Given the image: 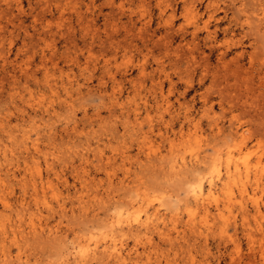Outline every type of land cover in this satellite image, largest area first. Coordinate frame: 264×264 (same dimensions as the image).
Returning a JSON list of instances; mask_svg holds the SVG:
<instances>
[{
	"label": "rangeland",
	"instance_id": "rangeland-1",
	"mask_svg": "<svg viewBox=\"0 0 264 264\" xmlns=\"http://www.w3.org/2000/svg\"><path fill=\"white\" fill-rule=\"evenodd\" d=\"M127 208L164 221L118 230L126 264H264V0H0V264H73Z\"/></svg>",
	"mask_w": 264,
	"mask_h": 264
},
{
	"label": "bare ground",
	"instance_id": "bare-ground-1",
	"mask_svg": "<svg viewBox=\"0 0 264 264\" xmlns=\"http://www.w3.org/2000/svg\"><path fill=\"white\" fill-rule=\"evenodd\" d=\"M217 150V149H216ZM215 151V150H214ZM216 152V151H215ZM5 154V153H4ZM176 156V155H175ZM181 156V155H179ZM231 157V156H230ZM203 158V157H202ZM189 159V156H188ZM173 160V159H171ZM197 160V158L195 159ZM206 160V159H205ZM211 160V161H210ZM209 161L211 162V166H208L209 171L207 172V175L205 176L204 174H202V168H200V166H198L199 163V158L196 161L195 168H197V172H195L194 174V185L191 186L190 188H188V192H190V201H193V204L196 207H200L202 208L204 213H208L210 211V204L212 202L215 203V208H217L216 210H218L217 207V195L219 191H223L224 189L227 188V178L229 177L230 174V168H229V155L228 152H223V151H217L215 156L212 157V159H210ZM200 161H204V160H200ZM244 161V160H243ZM194 162V160L192 161ZM205 162V161H204ZM171 163V161L168 163V165ZM207 163V162H206ZM200 164V163H199ZM210 165V164H209ZM224 166V171L221 174L220 172V167ZM232 165V164H231ZM237 165V164H236ZM245 165V164H244ZM173 167H180V169L184 166H187V162L185 161L184 158H181L180 161H176L174 164H172ZM235 166V165H234ZM231 167V168H235L233 169L234 171H238V166L235 167ZM248 166L245 165V170H247ZM172 169V168H171ZM175 169V168H173ZM172 169L173 172H175ZM206 169V170H208ZM179 170V169H177ZM187 170V169H186ZM196 171V170H195ZM182 172V171H181ZM191 172H193V169H191ZM233 172V171H232ZM241 172V171H240ZM31 173V172H30ZM34 173V172H32ZM180 173V172H179ZM190 172L188 171L187 174H189ZM246 175L248 172H245ZM169 174V173H168ZM35 175V174H34ZM174 175V173H173ZM177 175V174H175ZM191 175V174H189ZM216 175V178H215ZM236 175V174H235ZM242 175V174H241ZM173 177V176H172ZM235 177V176H234ZM192 178V177H191ZM232 179H230L231 181ZM189 181V180H188ZM235 181V180H234ZM220 184H219V183ZM238 182V181H237ZM34 183V182H32ZM231 186V184H230ZM36 187V186H35ZM43 187V186H42ZM244 188V187H243ZM187 190V189H186ZM228 190H231L228 188ZM242 190V189H240ZM245 190V188H244ZM37 192V190H34ZM139 191V190H138ZM226 191V190H225ZM43 192V191H42ZM232 191H230L231 193ZM34 193V192H33ZM146 193V192H145ZM150 193V192H148ZM36 194V193H35ZM144 194V193H143ZM232 194V193H231ZM224 195V194H223ZM230 195V194H229ZM226 195V196H229ZM150 196V195H149ZM185 196V195H184ZM225 196V198H226ZM232 196V195H231ZM163 197V196H162ZM221 197V196H220ZM230 197V196H229ZM146 201H148V196L146 194V196L144 197ZM186 198V196H185ZM224 198V199H225ZM132 200V198L130 199ZM143 198L139 199V201H142ZM162 201V199H161ZM160 201V202H161ZM224 201V200H223ZM227 203V200H225ZM130 202V201H129ZM158 202V201H157ZM133 203V202H132ZM137 203V202H136ZM150 203V202H149ZM148 203V204H149ZM225 203V207L228 206V204L226 205ZM165 204V203H164ZM125 205V204H124ZM146 205V204H145ZM186 205V204H184ZM136 206V205H135ZM138 206V204H137ZM140 206V205H139ZM147 206V205H146ZM161 206V205H160ZM223 206V207H224ZM187 207V206H186ZM189 207V206H188ZM135 209V208H134ZM187 210V208H185ZM196 209V208H195ZM223 209V208H221ZM227 209V208H226ZM119 210V209H118ZM121 210V209H120ZM127 210V211H126ZM125 211L123 212H119L116 215L113 214V218L109 220V230L104 233V237H102L101 241L97 240L99 236H97L98 238L96 239L95 236L93 238H95V240H92L91 237L89 238H84V237H79V239L76 241V243L74 244V246L72 247V258L74 260L75 263L73 264H83L81 261L83 259L90 258L89 254H91L92 256L95 257V255L97 254H103L106 255V257H110L112 259H114L118 264H126L125 259H126V254H129L130 252H124V248H123V242L119 237V233L118 230H122L124 227H127L129 230L135 226L136 230H144L145 233H147L149 230L151 229H157L160 230V222L164 221V218L161 217L160 213H159V208H153L152 210H148L147 208H145L143 211H141V209L139 208L135 211L134 213L131 211L130 209L127 208ZM194 210V208L192 209ZM220 210V209H219ZM212 211V210H211ZM217 212V211H216ZM220 212H222L220 210ZM226 212V211H225ZM132 213V215L130 214ZM190 219L193 218L192 213L195 214L194 212L190 211ZM218 213V212H217ZM210 214V213H209ZM224 214V213H223ZM226 214V213H225ZM205 215V214H204ZM208 215V214H207ZM216 215V214H215ZM173 216V215H172ZM219 216V215H218ZM227 216V214L225 215ZM220 217V216H219ZM188 218V217H187ZM209 218V217H208ZM221 218H223V215H221ZM221 218H219L221 220ZM225 218V217H224ZM20 219V217H19ZM171 220V219H170ZM20 221V220H19ZM33 221V220H32ZM189 221V219L187 220ZM200 221V220H199ZM203 221V220H202ZM201 221V222H202ZM205 221V220H204ZM198 222V223H201ZM206 222V221H205ZM192 223H193V219H192ZM204 223V222H203ZM33 223L30 221V225H32ZM165 224V223H164ZM202 224V223H201ZM206 224V223H205ZM205 224H202L204 226H206ZM200 225V224H199ZM201 225V226H202ZM106 226V225H105ZM177 226V225H176ZM194 226V225H193ZM209 225H207L208 227ZM34 228V226H32ZM32 227H31V231H32ZM196 227V226H195ZM194 227V229H195ZM206 227V228H207ZM36 228V227H35ZM105 228V227H103ZM175 228V227H173ZM3 229V228H2ZM37 229V228H36ZM35 229V230H36ZM127 229V230H128ZM194 232H196V230H194ZM126 230V231H127ZM34 231V230H33ZM95 231V230H94ZM192 231V232H193ZM199 231H201L199 229ZM49 234H55L56 230L49 228L47 231ZM163 232V231H162ZM37 233V232H36ZM132 233V232H131ZM168 233V232H167ZM35 234V233H34ZM142 234V233H141ZM87 235V234H86ZM95 234H92V236ZM102 235V233H101ZM51 236V235H50ZM3 249V247H2ZM71 250V249H70ZM262 250V249H261ZM4 251V250H3ZM263 252V251H262ZM3 254V253H2ZM6 254V253H5ZM261 254V253H260ZM264 254V253H262ZM261 254V255H262ZM8 255V254H7ZM91 256V257H92ZM263 256V255H262ZM6 257V255H5ZM9 256H7L8 258ZM17 257V255H16ZM21 257V256H20ZM19 258V256H18ZM6 260V259H5ZM9 260V259H8ZM1 261V260H0ZM7 262V260H6ZM21 262V261H20ZM3 263V261L1 262ZM5 263V262H4ZM12 263V262H11ZM10 263V264H11Z\"/></svg>",
	"mask_w": 264,
	"mask_h": 264
}]
</instances>
